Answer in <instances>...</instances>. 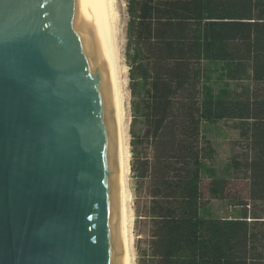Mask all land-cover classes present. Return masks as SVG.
<instances>
[{
  "label": "trees",
  "instance_id": "trees-1",
  "mask_svg": "<svg viewBox=\"0 0 264 264\" xmlns=\"http://www.w3.org/2000/svg\"><path fill=\"white\" fill-rule=\"evenodd\" d=\"M126 12L138 264H264V0H126ZM220 121L240 150L208 192L223 198L231 171L248 182L225 217L205 214L201 191Z\"/></svg>",
  "mask_w": 264,
  "mask_h": 264
},
{
  "label": "water",
  "instance_id": "water-1",
  "mask_svg": "<svg viewBox=\"0 0 264 264\" xmlns=\"http://www.w3.org/2000/svg\"><path fill=\"white\" fill-rule=\"evenodd\" d=\"M0 264H128L105 0H0Z\"/></svg>",
  "mask_w": 264,
  "mask_h": 264
},
{
  "label": "rangeland",
  "instance_id": "rangeland-1",
  "mask_svg": "<svg viewBox=\"0 0 264 264\" xmlns=\"http://www.w3.org/2000/svg\"><path fill=\"white\" fill-rule=\"evenodd\" d=\"M113 10H115V30L117 39V49H118V64L120 68V77L123 84V95H124V109H125V125L127 128V141H130V92L128 88V65L125 57V46H126V22H127V12H126V0H112ZM118 24V25H117ZM118 31V32H117ZM125 80V81H124ZM213 144L216 147V154L213 159L206 161L205 166H209L210 170L208 173L204 174L201 191L203 196V201L205 204V214L214 216H233L241 210V205L239 202L248 201V182L243 178V174L238 172L237 175L231 174L228 176L229 181L223 198H214L208 192V183L210 181V176L212 172L219 174L225 173V169L230 160L231 154L233 152H239L240 147H235L232 143L238 138V133L230 128V125L225 121H220L215 125V129L207 134ZM130 151V144H129ZM131 158V152H130ZM129 158V163H130ZM230 172V171H229ZM128 188L131 192L130 205V216H131V252L133 264H138L139 249L144 248L146 245L147 229L148 225L142 217L137 216V209L141 205V200L136 197L133 187L134 179L131 176V171L128 174ZM249 207L250 210H255V205L251 203Z\"/></svg>",
  "mask_w": 264,
  "mask_h": 264
},
{
  "label": "bare ground",
  "instance_id": "bare-ground-1",
  "mask_svg": "<svg viewBox=\"0 0 264 264\" xmlns=\"http://www.w3.org/2000/svg\"><path fill=\"white\" fill-rule=\"evenodd\" d=\"M108 20L110 26V33L112 39L114 60H115V70H116V81H117V92H118V107H119V120H120V131H121V141H122V181H123V195H124V225H125V239L127 246V254H128V264H133L132 252H131V216H130V201H131V192L128 188V174L130 172V151H129V143L127 141V128L125 125L124 115V95H123V84L120 77V68L118 64V49H117V37L115 30V10H113V1L105 0ZM118 25V24H117ZM118 32V31H117ZM125 81V80H124Z\"/></svg>",
  "mask_w": 264,
  "mask_h": 264
}]
</instances>
